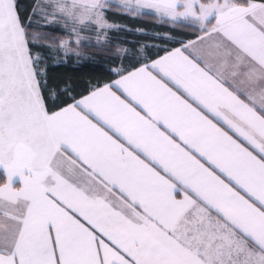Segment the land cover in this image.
I'll list each match as a JSON object with an SVG mask.
<instances>
[{
  "label": "snow or ice",
  "instance_id": "snow-or-ice-1",
  "mask_svg": "<svg viewBox=\"0 0 264 264\" xmlns=\"http://www.w3.org/2000/svg\"><path fill=\"white\" fill-rule=\"evenodd\" d=\"M0 264H264V0H0Z\"/></svg>",
  "mask_w": 264,
  "mask_h": 264
},
{
  "label": "trees",
  "instance_id": "trees-1",
  "mask_svg": "<svg viewBox=\"0 0 264 264\" xmlns=\"http://www.w3.org/2000/svg\"><path fill=\"white\" fill-rule=\"evenodd\" d=\"M119 19V18H118ZM132 27L136 26H143L142 22H129ZM115 35V34H114ZM132 38H141L142 37H132ZM86 51L88 52H93V49H87ZM57 75L63 76L64 78H72L74 80L80 79L84 75L87 74V69L86 68H78L74 62H69L66 66H62L57 70Z\"/></svg>",
  "mask_w": 264,
  "mask_h": 264
}]
</instances>
